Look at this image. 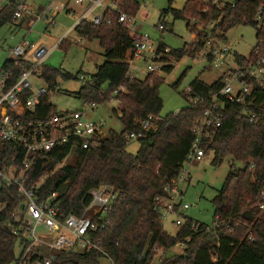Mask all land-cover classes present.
Here are the masks:
<instances>
[{
  "label": "trees",
  "instance_id": "obj_1",
  "mask_svg": "<svg viewBox=\"0 0 264 264\" xmlns=\"http://www.w3.org/2000/svg\"><path fill=\"white\" fill-rule=\"evenodd\" d=\"M18 1L11 0L0 10V27L17 22ZM111 3L114 10L103 13L100 25L83 20L74 30L78 40L97 41L106 58L92 82L85 84L77 96L86 104L103 105L111 98L117 101L113 111L122 124V131H107L102 145L96 149H71L66 144L38 156L26 174L25 187L32 189L40 185L36 190L40 200L57 193L60 210L68 216L81 214V202L90 190L102 185L112 186L118 199L108 214L109 226L99 236L103 239V251L115 264H264V213L257 205L264 189V85H252L243 102L222 100L223 124L206 152V157L212 156L211 164L215 167H220L225 159L243 165L242 168L231 165L222 188L212 200L214 222L219 220L225 226L220 224L214 232L201 230L195 233L190 220L175 235H170L155 212L156 200L164 195L168 183L181 176L201 113L187 107L179 116L162 118L163 101L159 90L163 79L156 73L145 80L127 78L129 63L135 54L134 41L130 30L119 22V18L125 14L136 19L140 4L137 0H111ZM260 8L264 10V0H237L235 7L220 10L211 3L186 0L181 11L170 8L167 13H172L175 20L186 21L188 29L197 35L198 44H184L179 50H171L170 55L177 60L185 56L195 58L209 37L225 40L227 33L238 25L256 28V48L263 53L264 12L261 28L255 22ZM194 19L203 31L191 25ZM211 24H214L213 28ZM70 45L69 41L62 40L58 48ZM255 49L249 58L235 55L236 62L246 65L255 60ZM1 71L12 74L11 85L20 77L22 69L8 60ZM162 71L170 73L172 67H164ZM42 78L49 93L38 108L39 116H53L59 113L50 102L59 86L58 80L77 77L45 67ZM122 86L126 92L113 96ZM221 86V79L207 84L197 78L190 84L196 93L205 96ZM182 97L187 101L185 93ZM246 112L256 115L253 123ZM149 117L160 118L161 128L139 142L140 150L136 155L127 153L126 137L138 132ZM72 151L75 162L63 165ZM5 157L3 155L2 159ZM3 194L8 205L0 212V264H17L20 240L12 226L19 228L20 223L12 215L19 211L22 200L15 189ZM89 202L90 197L86 198V203ZM228 226H232L233 231L228 230ZM179 244L183 245L182 255L169 256L168 252ZM157 249L164 251L163 256H158ZM212 249L218 252L217 261L212 259ZM101 259L106 257L96 251H75L57 257L59 262L67 264H102Z\"/></svg>",
  "mask_w": 264,
  "mask_h": 264
},
{
  "label": "built area",
  "instance_id": "obj_2",
  "mask_svg": "<svg viewBox=\"0 0 264 264\" xmlns=\"http://www.w3.org/2000/svg\"><path fill=\"white\" fill-rule=\"evenodd\" d=\"M198 1L211 3L219 10L227 6L235 7L237 2V0ZM86 2L96 6L100 1L75 0L77 5H83ZM108 9L114 10V6ZM49 10L51 11L50 8ZM92 10L91 7L84 15L85 20ZM28 12V6L25 3L18 4L15 19L21 20ZM263 12V8H260L257 13L255 22L258 28L262 26ZM36 19L38 21L47 19L50 25H54L55 20L52 15L48 16L45 12L36 16ZM135 20L125 14H121L119 18V22L130 30L134 41L135 54L129 63L127 73L129 80H136L137 75L143 73L135 69L133 66L135 61L149 64L146 68L148 76L170 66L169 62L173 59V57L169 58V49L155 46L149 36L138 32L131 33ZM90 22L100 25L101 16L93 18ZM191 25L197 26L199 31L204 30L195 19L191 20ZM211 26L213 28L214 24ZM158 30L164 32L166 28L160 25ZM69 34L70 32L67 36ZM194 37L195 40L189 45L198 46L197 35ZM218 41V38L209 37L199 53L215 70L222 69L217 77V80L221 79V88L206 96L196 93L190 86L184 91L188 107L201 113V121L195 130V139L188 152L185 166L206 158V152L223 124L222 100L230 103L243 102L250 94L252 85H264V52L261 53L260 49L256 48L255 60L246 65H239L234 58V66H230L227 63L230 50L220 46ZM77 42L82 41L77 40ZM58 46L59 43L48 50L24 39L10 53V60L16 67L22 69L20 77L10 85L12 74L0 71V212L8 205L3 193L12 189L17 190L22 200L19 211L12 215L20 223L19 228L12 226L13 233L20 240V245L17 247V264H67L59 262L57 257L75 251H96L103 254L110 264H115L103 251V239L99 236L109 226L108 214L118 199V193L112 186L102 185L90 190L86 197H90V202L87 204L86 198L83 199L81 214L68 216H64L60 210L61 202L58 200L57 193L40 200L36 195L40 185L32 189L25 187L26 174L38 156L47 155L57 146L66 144L70 145L71 149H96L102 145L106 134L105 123L102 120L94 122L86 118V115L97 109L96 103L86 104L88 111L85 113L74 111L59 112L53 116H39L38 108L44 103V97L49 93V88L42 78L43 69ZM165 56L168 60L164 64L161 60ZM81 80L84 78L81 77ZM38 81H42L47 87L40 88L36 84ZM57 89L60 90V87ZM125 92L126 88L122 86L114 92L113 96ZM109 102H114V99L111 98ZM181 112L173 115L179 116ZM246 115L249 116L251 123L256 119L255 114L246 112ZM160 121V118L149 117L138 132L126 137V144L141 142L148 137L149 133L157 132L161 128ZM16 149L19 152H16ZM3 155H6L4 159H2ZM188 181V171L184 167L181 176L168 183L164 188V195L157 198L155 212L160 216V223L163 226L171 220L173 225L180 229L187 221H190L183 217V212L190 208L184 202L183 191V185ZM257 205L260 212L264 213V189L259 195ZM220 224L225 226V223L219 220H216L213 226L191 221V229L195 233L201 230L214 232ZM227 229L233 231L232 226H228ZM48 236L51 238L48 239ZM156 252L158 256L164 254L161 249H157ZM210 254L214 261L218 260L216 249H212Z\"/></svg>",
  "mask_w": 264,
  "mask_h": 264
},
{
  "label": "rangeland",
  "instance_id": "obj_3",
  "mask_svg": "<svg viewBox=\"0 0 264 264\" xmlns=\"http://www.w3.org/2000/svg\"><path fill=\"white\" fill-rule=\"evenodd\" d=\"M10 1L0 0V10L4 9ZM137 1L140 4V11L131 33L138 32L141 35H147L155 46H162L169 49L170 52L171 50H179L184 44H191L195 40L193 33L187 27L186 21L175 20L172 13H167L170 8L181 11L186 0ZM65 3V0H27L29 11L33 12L34 15L39 13L42 8H45V10L49 8H53L55 11L61 10L55 19L54 26H50L46 19L35 21L36 23L28 29L26 25L23 27L15 26L17 22L1 26L0 68L10 59V48L18 45L23 39L48 50L56 46L78 20V17L74 18L63 9L62 6ZM107 5L109 7L113 6L110 1H108ZM71 7L76 8L78 15L82 11V8L75 6L74 3L71 4ZM93 18L95 17H91L89 21L93 20ZM160 25L165 26L166 30L164 32L158 30ZM66 39L71 45L68 48L67 46L57 48L45 65L51 69L61 70L73 77H77V79H59L58 87H60V90L57 89L51 95L50 102L58 112L80 111L85 113L88 111V106L77 94L85 84L92 82V78L97 74L98 68L106 62L104 50L97 41L90 43L82 40L81 43H78L74 31L70 32ZM218 43L220 46L227 47L230 50L227 63L230 66H234L235 55L245 58L251 56L257 46V30L249 25H238L227 33L225 40L219 39ZM199 54L195 58L185 56L180 60L173 57L172 61L169 62L172 67L170 73L162 71L163 69L156 73L163 79V84L159 90L163 101L162 118L176 114L188 107V103L182 97V93L188 89L195 79L198 78L207 84H213L217 80L218 75L221 74L222 69L215 70L209 61L202 54ZM169 58H172V56L169 55ZM198 59L201 60L199 61ZM167 60L168 58L165 56L161 61L165 64ZM148 65L143 61H135L133 63L138 72H143L138 75L135 74L138 79L145 80ZM81 77L84 80H81ZM177 83L179 84L175 89L174 86ZM36 84L40 88L47 87L42 81H38ZM105 89L106 87L103 88V90ZM116 107L117 103L115 102L98 105L97 109L86 115V118L94 122L102 120L105 123L106 132L113 130L120 133L122 124L113 111ZM139 150V142L129 143L126 149L127 153L132 155H136ZM74 162L75 155L74 151H72L63 165H72ZM211 162L212 156H208L203 160L186 165L185 170L188 171L189 181L183 185L184 202L190 207L183 212V217L208 226L214 225L215 207L212 200L217 195V191L222 188L230 172L231 165L235 164L237 168L243 167V165L234 163L231 159H225L220 167L213 166ZM164 230L170 235H175L178 229L170 220L164 225ZM50 238L51 236H48V239ZM182 253L183 249L177 246L170 250L168 255H182ZM101 263L110 264L107 259H101Z\"/></svg>",
  "mask_w": 264,
  "mask_h": 264
},
{
  "label": "crops",
  "instance_id": "obj_4",
  "mask_svg": "<svg viewBox=\"0 0 264 264\" xmlns=\"http://www.w3.org/2000/svg\"><path fill=\"white\" fill-rule=\"evenodd\" d=\"M20 1V2H19ZM18 2H19V4L20 3H25L27 6H28V4H27V0H19ZM71 1H72V3H74L75 4V0H65V4L62 6L63 7V9H65L68 13H70L74 18H77L78 17V20H77V22L75 23V25H74V27L73 28H71V29H69L66 33H65V35L63 36V38L60 40V42L62 41V40H67L66 38L68 37H66V34L68 33V32H73L74 30H75V28L79 25V23L80 22H82L83 20H85L84 19V15L87 13V11L88 10H90L91 9V7L93 8V10H92V12H91V14L86 18V20H89L91 17H100V16H102L103 15V13L106 11V10H108V8H112V7H109L108 5H107V3H108V1H110V3H111V0H95L96 2L97 1H100V2H98L97 3V5L96 6H94V5H91V3H89V2H86V3H84L83 5H77V4H75V6H80L82 9V11L80 12V14L78 15V13L76 12V8H73V7H71ZM11 2V1H10ZM10 2H9V4H10ZM8 4V5H9ZM85 4H87L85 7H84V5ZM7 5V6H8ZM28 9H29V6H28ZM51 9V11L49 10V9H46L45 10V8H42L40 11H39V13H37L36 15H34L33 14V12H28L27 14H25L24 16H23V18L20 20V21H18L17 20V25H15V26H17V27H23V26H25L26 25V27H27V29L28 28H30V27H32L33 25H34V23H36L35 21H37V19H36V16H38V15H41V14H43L44 12L49 16V15H52L53 17H54V19H56V17L58 16V14H59V12H60V10H58V11H55L53 8H50ZM52 12V13H51ZM35 13V12H34ZM30 19V20H29ZM29 20V21H28ZM47 20V19H46ZM48 21V20H47ZM49 22V21H48ZM50 25V24H49ZM54 25H55V20H54ZM54 25H50V26H54ZM24 40V39H23ZM59 42V43H60ZM58 44V43H57ZM14 48V47H13ZM13 48H10V53H11V50L13 49ZM10 60V59H9ZM2 68V67H1ZM1 68H0V70H1ZM17 252H18V250H17Z\"/></svg>",
  "mask_w": 264,
  "mask_h": 264
}]
</instances>
